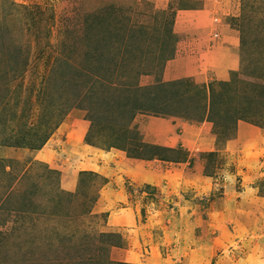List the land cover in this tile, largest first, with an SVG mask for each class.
I'll return each instance as SVG.
<instances>
[{
  "label": "rangeland",
  "instance_id": "rangeland-1",
  "mask_svg": "<svg viewBox=\"0 0 264 264\" xmlns=\"http://www.w3.org/2000/svg\"><path fill=\"white\" fill-rule=\"evenodd\" d=\"M163 5L0 0V264H264V0Z\"/></svg>",
  "mask_w": 264,
  "mask_h": 264
},
{
  "label": "crops",
  "instance_id": "crops-1",
  "mask_svg": "<svg viewBox=\"0 0 264 264\" xmlns=\"http://www.w3.org/2000/svg\"><path fill=\"white\" fill-rule=\"evenodd\" d=\"M155 1H158V3L159 2L161 3V1H164L163 6L168 5V0H155ZM111 4H114V3L111 2ZM157 9H159V8H157ZM224 58H225V61L222 59L220 61V63L218 62L219 65L216 66V70L214 72L215 75L213 73V76H215V78H217V79H220L221 81H227L229 78V70H234L238 66V62L234 57L227 55ZM177 62L178 61L175 58L168 59L167 61H165V63H166L165 64L166 65L165 71H167V70L168 71H167V73H165L163 78H165L167 80L175 79L173 73L175 72L176 68L178 70L180 69V65H178Z\"/></svg>",
  "mask_w": 264,
  "mask_h": 264
},
{
  "label": "trees",
  "instance_id": "trees-1",
  "mask_svg": "<svg viewBox=\"0 0 264 264\" xmlns=\"http://www.w3.org/2000/svg\"><path fill=\"white\" fill-rule=\"evenodd\" d=\"M226 84H228L229 81H224ZM118 245V244H117Z\"/></svg>",
  "mask_w": 264,
  "mask_h": 264
}]
</instances>
